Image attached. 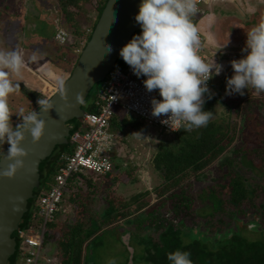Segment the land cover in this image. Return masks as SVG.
Returning <instances> with one entry per match:
<instances>
[{
    "label": "trees",
    "instance_id": "obj_1",
    "mask_svg": "<svg viewBox=\"0 0 264 264\" xmlns=\"http://www.w3.org/2000/svg\"><path fill=\"white\" fill-rule=\"evenodd\" d=\"M56 1L61 11L62 24L66 28L60 26L69 33L68 42L61 45L69 44L68 47L75 50L84 48L108 0ZM205 4H201L202 10L198 14L203 13ZM3 15L12 17L0 4V21ZM257 16V19L254 17L245 23L250 29L260 22L261 16ZM196 18L197 15L193 17L194 24ZM57 32L58 28L55 31V40ZM246 39L243 35L239 49L244 48ZM117 63L123 68L126 66L122 57ZM230 67L221 78L220 75H214L208 86L210 98L209 94L205 95L203 109L212 111L213 116L206 127L194 128L188 132L183 128L173 133L162 131V144L151 160L153 169L161 178L157 186L146 188L139 193L134 192L130 196H125L119 191L118 187L126 181V177L130 178L129 181L132 179L135 164H122L118 160L120 154L117 151L112 153L114 167L111 172L96 174L83 170L69 179L61 207L46 225L43 255L51 261L43 259L39 264H93L91 258L95 250L103 245V234L110 231L117 232L116 238L129 253L130 247L134 249L135 264H170L167 254L177 249L189 251L194 264H264V229L260 231L257 228V225L262 223L258 222L252 226L251 223H243L238 218V213L245 204L256 207L254 200L260 192L259 185L255 180L250 182L245 177L237 166L236 158L225 156L238 136H242V139L246 136L245 144L235 148L234 153H242L243 164L251 170L255 171L261 167L255 159H251L252 155L259 156V150L253 149L249 156L248 148L250 143L260 145L258 141L264 137V123L260 120L259 112V105H264V92L257 93L254 89H245L244 95L234 93L235 100H227L225 92L228 78L224 79L233 75L232 66ZM101 85L102 82L97 84L99 93ZM20 86L21 94L31 102L30 104L37 107V111L39 93L23 82H20ZM51 96L52 94L48 98ZM99 99L90 104L86 100L83 105L86 112H99L96 106ZM11 101L9 103L13 112L23 107L22 101L19 100V104ZM218 103L227 105L223 120H220L221 115L217 116ZM244 105L247 113L245 117L242 114L245 124L238 129L237 119L234 121L230 117L232 114L238 117ZM24 110L27 113L31 111V107ZM121 111L125 113L124 116L116 111L107 131L114 134L117 141L126 144V129L130 123L140 126L145 122L137 120L141 118L135 114L127 113L123 109ZM12 122L15 126L21 122V118L13 114ZM70 123L74 126L72 132L83 128L79 119ZM8 146V143L0 145V154H3ZM74 148L71 140L58 144L43 160L39 171L40 187L34 190L28 211L19 225L20 230L33 225L32 206L39 195L52 185L59 166L63 164L61 156L72 155ZM217 162H220L221 169H228L221 177L226 181L202 188L194 198L189 192L192 181L207 180V172ZM153 196L156 201H152ZM260 208L264 215V204H261ZM197 219L202 220L199 222L200 227L203 226L201 232ZM122 221L125 222V227L119 224ZM252 232L256 233L257 237H253ZM20 257L18 238L14 264H17ZM124 264H128V258Z\"/></svg>",
    "mask_w": 264,
    "mask_h": 264
},
{
    "label": "clouds",
    "instance_id": "obj_2",
    "mask_svg": "<svg viewBox=\"0 0 264 264\" xmlns=\"http://www.w3.org/2000/svg\"><path fill=\"white\" fill-rule=\"evenodd\" d=\"M200 2L142 0L135 17L142 31L120 50V56L134 74L146 77L143 81L146 90L159 91L161 99L153 97L151 100V114L154 117H167L161 123L173 131L183 128L188 132L207 126L213 116L212 111L203 109L205 95L209 94L210 98L208 81L214 75H219L224 67L215 59L207 61L201 55L203 44L199 29L193 22V17L199 13ZM246 33L242 52L247 55L230 62L234 74L227 79L228 95H244L245 89L264 92V19ZM227 44L218 50L226 48ZM111 50L109 45V52ZM29 61L37 63L39 57L34 53ZM26 65L22 51L0 48V145H10L6 153L0 154V160L8 162L0 171V177L4 178H15L24 168L29 153L22 142L28 138V134L33 143L41 140L47 125L42 113L55 108L53 98L41 96L37 101L39 112L33 110L25 113L23 108L12 111L9 97L21 88ZM57 83L60 97L67 102L66 78L57 77ZM75 100L77 104H83L84 94L77 93ZM13 114L21 118V122L15 126ZM167 260L170 264H194L191 253L181 249L168 253ZM108 264H116L115 259L109 260Z\"/></svg>",
    "mask_w": 264,
    "mask_h": 264
},
{
    "label": "rangeland",
    "instance_id": "obj_3",
    "mask_svg": "<svg viewBox=\"0 0 264 264\" xmlns=\"http://www.w3.org/2000/svg\"><path fill=\"white\" fill-rule=\"evenodd\" d=\"M215 1L214 7H207L210 8L209 11L197 14L196 26L203 36L202 53L207 56L209 61L215 59L217 63L224 66L223 71L219 74L221 78V75L226 72V69L229 70L231 68L230 62L233 59H240L242 56H245L246 53L242 52V49H239L240 39L243 35L247 37L246 31L250 29L245 23L254 17L257 19L258 14L259 17L261 16L259 21L264 19V2H261V0ZM0 4L12 15V17L3 15L0 21V48L20 50L23 52L27 65L23 72L24 82H21L31 90L38 92L40 97H48L52 93L53 88H59L57 77H63L66 78V81L68 80L84 48H82L80 53H77L75 48L68 47L69 44L61 45L56 42L54 38L56 28L60 25L65 27L62 24L61 11L56 0H0ZM226 43H228L226 48L218 50ZM34 53L39 57L37 63L29 61V57ZM231 73L234 74L233 71ZM227 78L229 77H226L224 80ZM234 96V93L228 95L225 92L227 100H235ZM99 98L100 93L96 85L91 91L87 103L90 104ZM19 100L23 102V109L31 107V111H33L37 108L30 104L31 102H28L29 100L20 91H17L9 97V101L17 102V104L20 103ZM217 105L219 109L217 116L221 115L220 120H223L225 118L224 115H226L223 112L227 109V105L220 103ZM244 108L245 105L242 108V113L238 117L235 114H232L230 117L234 121L237 119L239 124L238 129L241 128L242 124H245L243 121L245 119L242 114L245 117L247 113ZM259 112L261 113L260 120L264 123V105H259ZM82 127L83 129L86 128L84 125ZM246 127L245 129H247ZM126 134L128 142L126 144L122 142L120 145L123 149L119 146V142L116 144V150L120 154L118 160L122 164H125V162L127 164H129L128 162H133L135 164V170L130 181L129 177L125 178L129 183L123 181L118 187V190L125 196H130L132 193H139L146 188L152 189L161 182L160 176L152 167L151 160L158 147L162 144L163 132L157 127H148L144 123L140 126L132 123V126L126 130ZM241 137L238 136L236 138L234 145L225 156L229 155L233 159L236 158L238 168L250 182L254 180L257 182L260 192L254 200L256 207L245 204L242 206L243 210L241 209L238 213V218L243 223H251L252 226L253 224L261 222L262 224L257 225V228L262 231L264 229V215H262L263 212L260 205L264 204V188H261L264 187V137L258 141L260 145L250 143L251 146L248 148L249 156L253 152V149H257L260 152L259 156L252 155L251 157V159L256 160L258 166H261L260 168H263L262 170L258 168L255 171L243 164L244 155L242 153H234L235 148H240L245 144L244 138L246 136L243 139ZM112 151H115V149L113 148ZM220 166V162H217L210 168L207 172V180H203L202 182L192 181L189 192L194 198L197 197V194L202 188L208 187L211 184H221L226 181L225 179H221V177L228 169L227 167L221 169ZM152 201H156L155 196H153ZM38 207L39 199L37 198L35 204L32 206V220L36 230L42 224V221H44L38 215ZM256 217L259 218L257 219ZM199 222H202V220L197 219L199 232H201L203 226L200 227ZM124 223L122 221L119 224L121 227H125ZM200 229L202 230L200 231ZM116 235H118L117 232L112 231L103 234L104 243L95 250L91 258L93 264H108V261L111 259H115L116 264H124L126 262L127 258H129V252L116 238ZM252 236L257 237L254 232H252ZM20 259L21 257L18 259L17 264L22 263Z\"/></svg>",
    "mask_w": 264,
    "mask_h": 264
},
{
    "label": "water",
    "instance_id": "obj_4",
    "mask_svg": "<svg viewBox=\"0 0 264 264\" xmlns=\"http://www.w3.org/2000/svg\"><path fill=\"white\" fill-rule=\"evenodd\" d=\"M141 3L142 0H108L67 80L69 100L65 102L60 97L59 89L52 94L50 98H53L55 108L42 113V118L47 122L44 136L39 142L33 143L28 134V138L22 142L29 153L24 168L15 178L0 177V264L15 263L17 240L21 231L19 225L28 211L34 190L40 187L39 171L43 160L56 145L65 144L71 139L70 121L85 117L87 112L83 105L91 91L106 79L116 65L121 57L120 50L137 32L142 31L135 20ZM77 93L84 94V103L81 105L76 103ZM7 163L6 160H0V171ZM129 251L128 264H135L134 249L130 247Z\"/></svg>",
    "mask_w": 264,
    "mask_h": 264
},
{
    "label": "built area",
    "instance_id": "obj_5",
    "mask_svg": "<svg viewBox=\"0 0 264 264\" xmlns=\"http://www.w3.org/2000/svg\"><path fill=\"white\" fill-rule=\"evenodd\" d=\"M209 3L210 0H201L199 11L202 10L201 4ZM201 41L203 36L200 33ZM69 33L61 26L58 27L56 41L66 44ZM82 46H84L82 44ZM83 47L76 50L80 53ZM201 55L207 61L205 54ZM144 76H136L128 64L123 68L120 64L112 68L106 79L102 81L100 99L96 102L99 112L86 113L81 120L82 126L86 128L76 129L71 133V141L74 144L72 155L63 154L61 159L63 164L58 168L54 181L48 190H44L38 197V214L44 219L42 224L28 229L21 230L19 235L21 264H39L45 259H51L43 255L44 237L47 223L53 219L55 213L60 209L65 189L69 179L79 171H91L96 174H106L113 170L112 150L115 136L107 131L111 118L118 109H123L127 113L139 116L148 127H157L161 131H173L168 125L161 123L167 117H154L152 113L151 100L153 97L161 99L159 92H148L144 86ZM212 78L208 81V86ZM58 88H53L54 94ZM71 124V130L73 129ZM26 232V233H25Z\"/></svg>",
    "mask_w": 264,
    "mask_h": 264
},
{
    "label": "crops",
    "instance_id": "obj_6",
    "mask_svg": "<svg viewBox=\"0 0 264 264\" xmlns=\"http://www.w3.org/2000/svg\"><path fill=\"white\" fill-rule=\"evenodd\" d=\"M215 0H211L209 3H206L205 5H204V8H203V11L202 12H204V11H209L210 10V8H212V6L214 7V5H215ZM213 4V5H212ZM207 7H210V8H207ZM208 9V10H207ZM48 88V87H47ZM119 111V112H118ZM121 111V109H118L117 110V112L121 115V116H124V114L125 113H122V111ZM134 120H136V118L134 119ZM137 120H139L140 122L142 121V123H143V120L141 119H137ZM134 124V123H133ZM130 126H132V123H130V125L127 127V129L130 127ZM126 129V130H127ZM119 142V143H118ZM119 144V146L121 145V141H117L116 139H114V144H113V148L115 149V151H117V153H118V150H116V144ZM122 149H123V147L122 146H120ZM119 152H121V150H119Z\"/></svg>",
    "mask_w": 264,
    "mask_h": 264
}]
</instances>
